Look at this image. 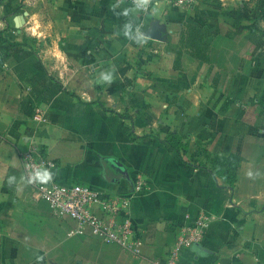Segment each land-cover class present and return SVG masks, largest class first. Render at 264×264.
Instances as JSON below:
<instances>
[{"label":"crops","instance_id":"0c3cea01","mask_svg":"<svg viewBox=\"0 0 264 264\" xmlns=\"http://www.w3.org/2000/svg\"><path fill=\"white\" fill-rule=\"evenodd\" d=\"M17 1L0 0V264H159L202 213L210 228L179 264H264V41L248 27L250 0L150 4L128 16L133 5L117 0H43L45 21L28 6L16 12ZM129 20L143 45L125 38ZM34 35L38 55L24 41ZM112 67L114 82H98ZM168 131L189 146L183 162L161 142ZM31 143L56 163L58 183L129 194L135 176L144 180L130 206L139 256L68 236L73 222L33 200L20 182ZM220 155L240 158L232 188L209 170Z\"/></svg>","mask_w":264,"mask_h":264},{"label":"built area","instance_id":"2783aa9c","mask_svg":"<svg viewBox=\"0 0 264 264\" xmlns=\"http://www.w3.org/2000/svg\"><path fill=\"white\" fill-rule=\"evenodd\" d=\"M120 1V0H117ZM199 0H152L153 5L163 3L173 8L189 11ZM133 5V0H123ZM34 122L42 121V112L36 108ZM23 175L33 167L43 166L55 169L56 163L44 155L37 143H31L21 154ZM32 190L33 200L47 203L51 215L58 219H69L73 227L68 236H85L90 234L102 243L113 244L128 253L139 256L143 246L142 234L131 217L130 206L134 198L139 197L145 190V182L135 176L132 191L129 194H109L100 189L79 183L62 184L52 181L47 185L28 184ZM211 225L208 214L202 213L194 218H187L180 227L170 250L159 264H179L185 249L199 244L204 239Z\"/></svg>","mask_w":264,"mask_h":264},{"label":"clouds","instance_id":"9594fccd","mask_svg":"<svg viewBox=\"0 0 264 264\" xmlns=\"http://www.w3.org/2000/svg\"><path fill=\"white\" fill-rule=\"evenodd\" d=\"M120 3H123V0H120ZM152 3V0H133V7L132 8H125L121 14L128 16L130 11L136 10V11H147L149 8V5ZM155 11V9H153ZM124 31L123 34L125 38L129 40L135 41L137 44L143 45L146 43L147 38L140 34L139 28H137V35L138 38H133L130 36V29H131V20H129L124 25ZM115 72L116 69L114 67L109 68L107 70H104L100 73L99 81L100 83L108 84L109 86L114 82L115 79ZM56 173L52 172L50 169L45 168L43 166H37L31 168V170L27 173V175H22L20 177V182L24 184H34L39 183L43 185H47L50 182L53 181L54 176ZM253 172L249 171L247 173V176L249 178H253ZM256 175H259L257 173ZM17 182V178L15 176H10L8 178V184L13 185ZM37 261H40L43 259V257H37Z\"/></svg>","mask_w":264,"mask_h":264},{"label":"trees","instance_id":"16d2710c","mask_svg":"<svg viewBox=\"0 0 264 264\" xmlns=\"http://www.w3.org/2000/svg\"><path fill=\"white\" fill-rule=\"evenodd\" d=\"M259 11L263 10L264 16V0H257ZM153 136L151 133L142 137ZM137 138V137H136ZM133 138V139H136ZM163 144L168 145L183 162V156L188 154L189 146L183 143L176 131H169L161 140ZM209 170L217 178L222 180L229 188L234 186L236 180L237 169L240 165V158L234 155H220L210 158L208 161ZM196 167L206 168L202 163L195 165Z\"/></svg>","mask_w":264,"mask_h":264},{"label":"rangeland","instance_id":"374dc122","mask_svg":"<svg viewBox=\"0 0 264 264\" xmlns=\"http://www.w3.org/2000/svg\"><path fill=\"white\" fill-rule=\"evenodd\" d=\"M27 1V3H26ZM28 6L32 11H34L33 15H36V18L40 20H47L50 17L49 10L51 8H46L43 4V0H19L17 1L15 10L16 12H22L24 8ZM53 7V5H51ZM246 7L248 9V16H247V22H248V27L251 31H254L257 33V38L259 41L263 40L264 41V16H263V10L259 11L257 7V0H250L246 3ZM33 27L39 28L37 24L33 25ZM30 34V31H29ZM35 36V35H34ZM28 38V37H27ZM25 37V44L30 47L31 51L35 54L38 55L39 53V44L37 41V37L35 36L34 40H29ZM103 104V103H102ZM104 107V104L102 105ZM106 108V107H104ZM108 107L107 109H109ZM122 117L124 118H129V115L124 112L121 114ZM169 132V131H168ZM167 132V133H168ZM149 134V133H148ZM152 134V133H151ZM130 136L133 138H136V135L134 133V129L131 128V133ZM197 161H194L193 163L196 164ZM43 205V204H41Z\"/></svg>","mask_w":264,"mask_h":264},{"label":"water","instance_id":"95a60500","mask_svg":"<svg viewBox=\"0 0 264 264\" xmlns=\"http://www.w3.org/2000/svg\"><path fill=\"white\" fill-rule=\"evenodd\" d=\"M152 37L160 38L155 32L151 35ZM196 245V244H195Z\"/></svg>","mask_w":264,"mask_h":264}]
</instances>
